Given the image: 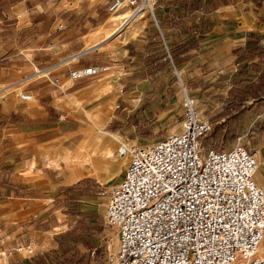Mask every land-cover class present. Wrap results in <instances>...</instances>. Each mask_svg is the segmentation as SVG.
I'll list each match as a JSON object with an SVG mask.
<instances>
[{
    "label": "crops",
    "instance_id": "crops-1",
    "mask_svg": "<svg viewBox=\"0 0 264 264\" xmlns=\"http://www.w3.org/2000/svg\"><path fill=\"white\" fill-rule=\"evenodd\" d=\"M111 1L0 0V264H32L29 257L56 247L55 235L72 222L69 216L95 219L93 203H85L77 187L91 178L107 181L103 166L92 164L109 155L115 142L101 138L106 130L99 118L95 134L83 133L77 104L105 94L107 104L119 98L144 105L148 80L130 77L136 72L152 81L166 70L183 74L194 97L217 87L216 113L231 87L260 86L231 113L219 114V137L239 136L225 123L249 108L246 130L264 158V0H197L195 6L192 0H157L159 30L149 15L128 24L129 8L111 11ZM87 65L108 67L96 82L69 78L70 69ZM108 80V92H101ZM163 101L169 102L166 94ZM128 114L99 112L107 123ZM213 143L206 146H218ZM256 172L264 184V171Z\"/></svg>",
    "mask_w": 264,
    "mask_h": 264
},
{
    "label": "built area",
    "instance_id": "built-area-1",
    "mask_svg": "<svg viewBox=\"0 0 264 264\" xmlns=\"http://www.w3.org/2000/svg\"><path fill=\"white\" fill-rule=\"evenodd\" d=\"M156 1L112 0L108 9L128 7L124 21L130 23L148 14L159 30ZM166 54L170 59L167 47ZM107 67L72 68L68 75L90 79ZM182 104L178 130L120 144L126 163L102 203V223L115 235V247L106 244V264H264L257 151L241 135L229 145L217 140V147L206 146L211 120L185 90Z\"/></svg>",
    "mask_w": 264,
    "mask_h": 264
},
{
    "label": "rangeland",
    "instance_id": "rangeland-1",
    "mask_svg": "<svg viewBox=\"0 0 264 264\" xmlns=\"http://www.w3.org/2000/svg\"><path fill=\"white\" fill-rule=\"evenodd\" d=\"M101 76H103V73L97 77L91 78L90 80L96 82V79ZM146 76L147 74L144 72H136V74L130 76L139 80L146 78L149 81V83L148 81L145 82L146 85L144 90L141 91L142 96L150 94L147 99L148 101L145 98L146 96H143L142 101L143 103L145 102L144 105H140L138 107L128 105L119 98L109 101V104H107L108 102H105V94L97 100H92L85 105H81L78 102L76 112L79 114L80 118H83V120L78 121L77 124L82 126L83 133L95 134L96 131L94 129L93 122L95 118H99V120L102 121L101 127L106 130L105 132H109L116 137V142L113 144L110 154H100L98 156L99 159L97 164H92V167H98V165L103 166V169L106 172L105 176L107 177V181L101 184L98 180L91 178V180L84 186L77 187V189H79L77 194H80L85 199V203H93V211L96 213L95 219L89 221L82 214H76L75 219L73 216H69V219L72 222L67 224V227L64 230L55 235V241L57 242L56 247L49 251L34 254V257H29L31 262L33 261L32 264H106L104 257L106 244L108 242L110 244L109 248L112 250L115 247V235L111 229L105 227L102 223V203L107 195L106 190L113 184V182L120 179L119 177L121 176L123 170H116V164L121 161V157L118 152L120 143L128 141H138L141 143L150 142L151 140L164 135L166 132L178 130L183 116L182 101L184 97V90L187 93V89L189 90V83L186 81L185 76L183 74L179 75L172 70H166L161 75H157L153 81ZM181 77L183 78V81H181ZM124 81L126 85H128L127 82L129 79H124ZM158 81H160V83L162 82L163 85H166L164 90L152 85V82ZM180 81L184 82V86L181 85ZM110 86L111 81L108 80V83L105 86L103 85L100 88V91L108 92ZM219 90L220 89H217V87H214V89H211L207 93H197L195 95L196 97L188 93L194 98L195 106L200 113L211 120L212 127L213 124L214 126L216 124L221 125L220 122L223 121L220 119L221 116L219 114L224 111V108L218 113L215 112L218 108L215 106V103L219 100L220 96V92L216 91ZM111 91L112 90H109V92ZM165 94L168 96L169 101L166 105L163 103V95ZM153 95L154 97H152ZM225 98L224 102L226 103ZM110 109H113L115 114H124L128 111L129 114L121 117L122 120L117 121L112 119L107 123L106 120L102 119L104 116L99 115V112L102 114ZM163 110H166V113H164ZM247 110L250 109L248 108ZM247 110L245 108L239 110L231 122L225 123V127L226 130L231 127L238 135L242 136L241 141L245 142L250 149L257 151L258 147L256 138L251 137V133H248L246 130L249 122ZM87 129L89 130L85 131ZM229 137L230 135L228 134H224V136L221 137H215L214 132L212 131L206 136L205 144L213 146L212 143L215 141L217 143L216 145H218V141L222 140L225 144L229 145L233 141ZM78 141L79 139H77V142ZM105 158L108 160L106 165L103 161ZM257 158L260 164V160L262 158H260L259 153H257ZM83 160L88 162V159ZM259 168L260 167L258 166V170L256 172L257 175L259 173ZM261 168L262 174L264 171V163L261 164ZM256 181L264 187V184L260 183L258 180ZM88 246L91 247L89 248ZM91 250H93L92 255H90ZM57 251H59L58 254ZM96 253L97 256L95 257ZM69 254L70 256L68 257L67 255Z\"/></svg>",
    "mask_w": 264,
    "mask_h": 264
},
{
    "label": "trees",
    "instance_id": "trees-1",
    "mask_svg": "<svg viewBox=\"0 0 264 264\" xmlns=\"http://www.w3.org/2000/svg\"><path fill=\"white\" fill-rule=\"evenodd\" d=\"M192 1H194V2H191L190 6H195L197 0H192ZM165 58L168 59V56L165 55ZM263 62H264V60H263ZM260 78H262V80H263V77L260 76ZM258 80H259V82H258V84H259L261 82V79H258ZM263 85H264V82H263ZM252 87L250 85L249 88H251V89H248L247 91L246 90L245 91L244 90H234L231 87L228 90L227 96L225 98L226 106L224 107V111L228 110L231 113L230 110H232L234 108H237V106L246 98V96L254 95V94H256L258 92L257 90L260 89V86H254V88H252ZM220 128H221V125L216 124L214 126V124H213L212 131L214 132L215 137H219L221 135V131H219ZM229 138L232 139V136H230ZM213 144L215 145V143H213ZM94 217H96V214H94Z\"/></svg>",
    "mask_w": 264,
    "mask_h": 264
},
{
    "label": "bare ground",
    "instance_id": "bare-ground-1",
    "mask_svg": "<svg viewBox=\"0 0 264 264\" xmlns=\"http://www.w3.org/2000/svg\"><path fill=\"white\" fill-rule=\"evenodd\" d=\"M93 125H94V127H99V123H97L95 120H94V122H93ZM101 131V133H102V135H101V138L103 139V140H107V141H109V142H116V137L113 135V134H111V133H109V132H105V131H102V130H100ZM102 140V141H103ZM121 144V143H120ZM119 156L121 157V161L119 162V163H117L116 164V169L117 170H122L123 168H124V166H125V163H126V156L125 155H122V154H120V152H119ZM124 159V160H123ZM123 160V161H122ZM261 163L259 164V173H258V175L259 174H261V170H262V168H261V164L262 163H264V158H262L261 160ZM264 239V238H263ZM263 241V240H262ZM263 244H262V242H261V244H260V251H261V254H263L264 253V249H263ZM263 252V253H262Z\"/></svg>",
    "mask_w": 264,
    "mask_h": 264
}]
</instances>
